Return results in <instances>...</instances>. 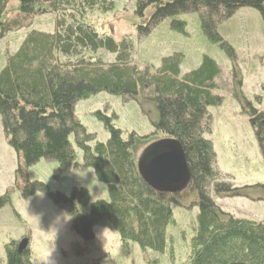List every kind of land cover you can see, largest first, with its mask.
I'll return each mask as SVG.
<instances>
[{
	"label": "trees",
	"instance_id": "obj_1",
	"mask_svg": "<svg viewBox=\"0 0 264 264\" xmlns=\"http://www.w3.org/2000/svg\"><path fill=\"white\" fill-rule=\"evenodd\" d=\"M135 5L142 21L148 16L139 26L141 35L167 18L197 14L202 33L210 42L227 47L231 60L233 52L218 36L217 26L245 7L257 10L264 25V0H136ZM113 9L112 0H0V38L27 30L17 50L6 52L0 71V119L4 139L16 155L17 191L23 198L37 192L47 196L65 211L71 232L85 244L95 240L94 228H101L116 233L123 244L134 243L142 253L161 255L167 248L171 207H196L188 264H264V222L220 212L211 198L212 194L218 199L261 201L256 195L264 194V186L235 188L226 182L215 166L212 143L204 138L211 121L207 108L219 105L211 91L220 69L203 57L196 70L181 77L183 57L174 54L162 59L154 71L141 70L132 63L127 38L117 42L98 34L91 24V14ZM47 14L54 18L50 33L31 29L35 19ZM173 24L184 30L183 22ZM100 93L134 101L139 107V99L153 106L158 119L148 138L164 136L181 146L189 171L182 190L158 193L141 179L133 146L136 139L147 137L132 133L123 139L122 131L99 112L94 115L108 140L95 142L94 135L86 132L75 105ZM249 118L264 160V112L251 110ZM70 137L82 153L81 164ZM41 159L57 163L60 173L92 170L107 187V201L91 202L82 188H73L66 196L43 183H30L27 169ZM7 194L0 196V209L9 201ZM17 246V242L5 246V264H31L29 250L19 254Z\"/></svg>",
	"mask_w": 264,
	"mask_h": 264
},
{
	"label": "rangeland",
	"instance_id": "obj_2",
	"mask_svg": "<svg viewBox=\"0 0 264 264\" xmlns=\"http://www.w3.org/2000/svg\"><path fill=\"white\" fill-rule=\"evenodd\" d=\"M112 1L113 11L91 14V24L98 34L111 36L117 42L127 38L132 45V63L141 70L154 71L161 66L162 59L174 54L183 57L179 67L181 77L196 70L203 57L217 64L220 76L214 80L211 94L219 99V105L207 108L211 121L209 134L204 138L212 143L215 166L226 182L235 188L264 186V160L249 118L251 110L264 112V25L260 13L252 8H239L217 26L218 36L233 52L231 60L227 47L210 42L202 33L197 14L167 18L141 35L139 26H144L148 16L142 21L137 15L136 0ZM174 21L183 22L184 30L179 31ZM53 22L52 15L40 16L33 21L31 29L50 33ZM26 31L7 33L0 38V71L6 62V52L13 54L17 50ZM106 60L111 58L107 56ZM139 101L140 107L134 101L100 93L77 102L75 115L86 132L94 135L95 142L105 143L109 138L94 115L98 112L122 131L123 139L132 133L138 138L147 137L146 141L136 139L133 146L139 159L150 144L166 139L148 138L158 116L150 103ZM69 142L76 162L81 164L82 153L73 137ZM16 169V155L4 139L0 119V196L8 193L9 198L0 209V264H5V246L23 239L28 240L31 264H188L196 207L191 210L171 207L167 248L162 255L142 253L134 243L123 244L116 233L101 228H94L95 240L85 244L71 232V219L65 211L47 196L39 192L27 198L21 196L15 187ZM27 180L43 183L66 196H70L73 188H82L91 202L108 199L106 185L98 182L89 169L60 173L57 163L41 159L27 169ZM256 197L262 200L218 199L211 194L218 211L260 223L264 222V194Z\"/></svg>",
	"mask_w": 264,
	"mask_h": 264
},
{
	"label": "water",
	"instance_id": "obj_3",
	"mask_svg": "<svg viewBox=\"0 0 264 264\" xmlns=\"http://www.w3.org/2000/svg\"><path fill=\"white\" fill-rule=\"evenodd\" d=\"M143 182L158 193L173 194L182 190L189 180L183 150L178 142L163 139L148 146L137 161ZM28 240L18 243L17 251L27 249Z\"/></svg>",
	"mask_w": 264,
	"mask_h": 264
}]
</instances>
